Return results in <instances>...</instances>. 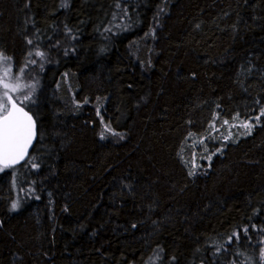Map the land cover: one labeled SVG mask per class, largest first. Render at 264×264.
Returning a JSON list of instances; mask_svg holds the SVG:
<instances>
[{"label":"trees","instance_id":"trees-1","mask_svg":"<svg viewBox=\"0 0 264 264\" xmlns=\"http://www.w3.org/2000/svg\"><path fill=\"white\" fill-rule=\"evenodd\" d=\"M0 54L38 70L0 264H264V0H0Z\"/></svg>","mask_w":264,"mask_h":264},{"label":"rangeland","instance_id":"rangeland-1","mask_svg":"<svg viewBox=\"0 0 264 264\" xmlns=\"http://www.w3.org/2000/svg\"><path fill=\"white\" fill-rule=\"evenodd\" d=\"M15 69L13 66V62L8 59L6 62H0V97L4 96V93L7 92V95L10 96L13 101H15L17 104L20 106L24 107L26 106L25 103L34 105L35 103V98H33L34 92L36 90V83L35 80L38 77V70H35L34 75L31 74H25L21 75L18 78H15ZM25 76H27L25 78ZM7 84L8 87L5 88L3 85ZM18 98H16V96ZM25 97H28L25 99ZM224 127H226L225 135L229 139H231L233 136H235L236 132V137L238 136L237 134H245L248 133V127H245V125H249L248 123H245L244 121H237V122H232L231 124L227 123H222ZM221 128L217 125L215 126L212 131L211 135L215 136L220 134ZM210 135V136H211ZM205 139H201L198 144L194 145L192 153L194 154V158L192 159V164L193 166H197L198 159L202 158H208L214 154H216L219 151V146L216 145L215 143L212 144H205ZM206 146V149L204 146ZM210 161L209 159H207ZM3 169V168H1ZM14 169V168H11ZM20 172V171H19ZM15 175L17 176V173L15 172ZM19 181V180H18ZM22 183L26 184L24 180H20ZM17 182V181H16ZM23 185H20L18 187L17 185L14 186V190L16 193H14V203H18L17 210L20 209L21 205L24 204L29 200V186H26V188ZM27 189L28 192L23 193L22 191H19L20 189Z\"/></svg>","mask_w":264,"mask_h":264},{"label":"snow or ice","instance_id":"snow-or-ice-1","mask_svg":"<svg viewBox=\"0 0 264 264\" xmlns=\"http://www.w3.org/2000/svg\"><path fill=\"white\" fill-rule=\"evenodd\" d=\"M38 55L42 54L38 53ZM8 59L0 54V62H6ZM3 86L8 87L7 84ZM261 115H264V112ZM245 127L251 126L245 125ZM108 130V126H105V131ZM34 135L32 117L22 107L17 106L5 92L4 96L0 97V168L9 167L23 159ZM101 138H104L103 133ZM17 207L18 203L12 204V210H16Z\"/></svg>","mask_w":264,"mask_h":264},{"label":"water","instance_id":"water-1","mask_svg":"<svg viewBox=\"0 0 264 264\" xmlns=\"http://www.w3.org/2000/svg\"><path fill=\"white\" fill-rule=\"evenodd\" d=\"M16 104H17V103H16ZM17 106L22 107V106H20L19 104H17ZM22 108L24 109L25 112H28L24 107H22ZM28 114H29V116L32 117V121H33V123H34V133H35L34 138L32 139V142H31V144L29 145V147L27 148V153H26V155L24 156V158L21 159L19 162L15 163V164H13V165H11V166H9V167H3V169H11V168L19 167V166L23 165V164L28 160V158H29L30 152H31L32 147H33V145H34V143H35V140H36V138H37V125H36V121H35L34 117L32 116V114H31L30 112H28Z\"/></svg>","mask_w":264,"mask_h":264},{"label":"bare ground","instance_id":"bare-ground-1","mask_svg":"<svg viewBox=\"0 0 264 264\" xmlns=\"http://www.w3.org/2000/svg\"><path fill=\"white\" fill-rule=\"evenodd\" d=\"M244 122L248 123L251 126L250 128L248 127V134L253 132V130L255 129L254 127L258 126V124H257L258 120L257 119H254V120L249 119V120L244 121ZM195 167H198V166H195Z\"/></svg>","mask_w":264,"mask_h":264}]
</instances>
